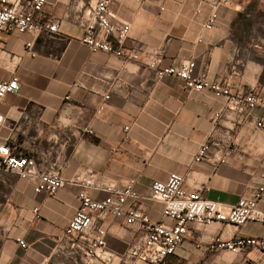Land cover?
Listing matches in <instances>:
<instances>
[{
  "label": "crops",
  "instance_id": "obj_1",
  "mask_svg": "<svg viewBox=\"0 0 264 264\" xmlns=\"http://www.w3.org/2000/svg\"><path fill=\"white\" fill-rule=\"evenodd\" d=\"M209 1L112 0L110 10L131 25L125 47L135 46L143 59H159L162 67L194 61L196 72H206L211 82L264 99V0H228L208 31ZM90 3L48 0L45 15L61 21L57 34H0V82L19 79L18 91L0 106L6 118L0 135L36 157L41 170L59 169L66 180L53 195L36 193L37 178L22 179L0 166V264H79L82 252L64 232L81 190L101 201L109 196L105 185L135 180L139 197L125 208L174 225L149 197L153 182L181 175L186 192L200 191L226 209L251 197L261 182L264 127L256 123L264 121V110L229 108L227 98L189 92L179 79H159L141 61L90 52L81 43ZM30 41L33 55L25 47ZM215 113H221L219 122H213ZM207 141L212 157L227 155L224 164L194 161ZM259 209L264 213V196ZM98 226L107 231L109 260L92 264H145L127 257L146 235L141 224L128 226L108 215ZM217 237L264 239V223L192 224L168 264H264V250L257 248L242 254L211 250Z\"/></svg>",
  "mask_w": 264,
  "mask_h": 264
},
{
  "label": "built area",
  "instance_id": "obj_2",
  "mask_svg": "<svg viewBox=\"0 0 264 264\" xmlns=\"http://www.w3.org/2000/svg\"><path fill=\"white\" fill-rule=\"evenodd\" d=\"M85 9V33L81 43L92 52H102L114 55L125 61H141L146 67L153 70L159 79L175 77L183 83L184 89L189 92L211 91L216 97L228 99V107H246L249 111L256 108L264 110V99L254 91L247 94H234L228 86L211 82L206 72L197 73L196 63L189 61L179 67H162L159 59L148 56L143 59L140 50L135 46L126 48L131 25L116 19L110 10L112 0H90ZM212 12L204 24V29L212 30L218 19V9L228 0H210ZM48 0H0V34L1 33H29L38 38L42 33L50 35L59 33L61 21L48 17L44 7ZM1 42V41H0ZM26 50L33 55L34 42L25 45ZM19 89V79L0 82V106L4 97L13 94ZM109 95L105 96V100ZM104 110L100 106L98 112ZM221 113L213 115V122H219ZM6 125V118L0 113V131ZM256 127H264V121H258ZM124 140H130V127L123 129ZM87 134L93 131L86 129ZM211 141L202 144L195 157V162L209 161L214 165L224 164L226 156L212 157ZM0 166L16 173L22 179H38L36 193L55 194L65 184L59 169L41 170L37 158L26 154L21 146L12 138L0 135ZM261 182L249 198H241L235 205L229 206L205 198L200 191L188 193L183 188L184 178L172 174L166 181H156L150 186L149 197L162 204V214L174 222L168 225L163 222H153L148 215L132 207L125 208L129 200L139 197L135 180H129L122 186L109 183L102 189L109 196L101 201L90 198L86 190L77 195L79 202L76 213L70 219L64 236L82 252L79 264H92L95 260L108 261L106 256L107 231L98 226L99 220L108 215L124 219L126 225L141 224L146 231L143 241L131 246L127 257L145 264H168V258L175 254L176 249L183 243L188 227L192 224L209 226L215 222L239 227L248 222L264 223V213L259 209V203L264 196V170L261 173ZM85 184L84 181L81 182ZM88 185V184H85ZM33 213L39 217V209ZM19 245L26 248L23 240H17ZM209 248L214 251H229L233 254H242L252 248L264 250V239L252 237H236L224 240L217 237L211 241Z\"/></svg>",
  "mask_w": 264,
  "mask_h": 264
}]
</instances>
